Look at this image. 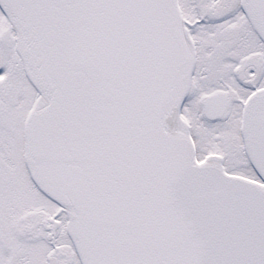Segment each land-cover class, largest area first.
<instances>
[{"label":"snow or ice","instance_id":"6c2138e0","mask_svg":"<svg viewBox=\"0 0 264 264\" xmlns=\"http://www.w3.org/2000/svg\"><path fill=\"white\" fill-rule=\"evenodd\" d=\"M0 264H264V0H0Z\"/></svg>","mask_w":264,"mask_h":264}]
</instances>
